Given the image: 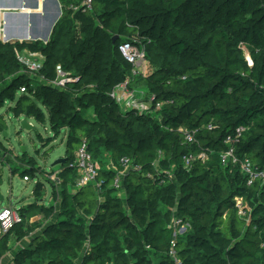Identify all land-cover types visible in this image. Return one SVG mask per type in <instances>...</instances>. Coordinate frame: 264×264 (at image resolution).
<instances>
[{"label": "trees", "instance_id": "16d2710c", "mask_svg": "<svg viewBox=\"0 0 264 264\" xmlns=\"http://www.w3.org/2000/svg\"><path fill=\"white\" fill-rule=\"evenodd\" d=\"M59 2L62 16L47 43L0 41V77L11 78L0 92V109L26 88L10 113L43 123L46 109L54 131H69L67 164L74 165L75 150L86 139L96 161L106 142L115 145L116 161L128 158L140 170L126 177L125 199L114 195L113 177L101 176V203L93 185L68 197L64 227L54 225L33 238V249L19 253L17 260L174 264L169 226L176 215L189 225L175 246L184 264H264V204L259 203L264 184L248 186L239 168L221 164L226 138L242 127L246 131L237 155L264 168V0H96L94 15L74 14L71 0ZM115 36L120 38L113 43ZM137 36L141 44L135 43ZM124 42L143 47L147 63L155 67L146 83L151 103L162 105L156 116L121 114L108 95L132 76V65L119 51ZM241 44L248 47L253 67ZM25 50L46 58L41 71L46 79H55L62 66L95 87L84 88L85 97H78L75 106L67 91L33 87L35 80L16 57V51ZM92 97L101 118L97 130L84 118ZM181 129L194 134V142ZM7 130L0 116V131ZM202 154L209 159L203 161ZM190 157L194 160L186 167ZM237 198L243 199L246 217L239 215ZM19 212L23 222L0 237V258L9 250L10 235L20 236L25 217ZM234 238L230 252L213 248L217 241L229 244Z\"/></svg>", "mask_w": 264, "mask_h": 264}, {"label": "rangeland", "instance_id": "374dc122", "mask_svg": "<svg viewBox=\"0 0 264 264\" xmlns=\"http://www.w3.org/2000/svg\"><path fill=\"white\" fill-rule=\"evenodd\" d=\"M160 19L161 16L158 20ZM75 31L77 34H80L79 28H75ZM134 41L137 44H141V41L143 42L144 40H141V37L137 36L134 38ZM239 48L242 49L245 58L251 57L249 49L245 44H241ZM154 69L153 64H147L135 77H127L124 81L117 84H126V80L129 78L127 89L134 95L135 100L133 110H128L126 103L130 100L129 98H126L122 103H117L111 98L118 106L117 112L131 115L132 118H137V116H156L155 112L148 107L151 95L146 83V80L154 72ZM67 73H69L72 81L68 82L65 91L70 93V101L75 106V103L78 105V97H85L84 88L93 89L95 85L86 84L83 77L70 71ZM35 76L36 80L32 82V85L37 88L41 84H44L43 78L45 77L42 75V72H36ZM10 81V77H0V92L2 89L7 88ZM115 87L108 92L109 96ZM23 94L25 95L26 93L16 95L13 103L7 101L4 107L0 109V116L4 118L8 126L7 131H0V197L4 199V201H0V213L3 209L12 205L21 211L25 217L22 229L19 230L20 236L17 234L10 235L9 250L4 257L0 258V264H21L20 260H17L18 255L19 253L26 252L25 250L27 249H33L31 243L33 238L44 235L54 225L56 227H64L63 223L66 218L62 216V212L65 200L80 191L78 171L66 162L56 164L58 161L67 158L68 129L59 132L54 131L51 128L48 111L42 109L45 121L41 123L36 119H28L29 124L34 127V130H24L22 128L24 115L16 118L13 113H10L15 102L24 97ZM113 101L111 102L113 103ZM94 104L95 99L93 97L88 98L84 118L89 127L97 130L101 118H99L96 105ZM68 111L69 109H66L64 113L67 114ZM95 124H98V126H94ZM111 139H114V136H111ZM85 141L87 140L85 139ZM114 147L115 145L102 142L97 159L102 179L113 177V184L111 185L113 189H115L113 185L118 176H122L124 181L126 179V177L123 178L126 167H123L120 160L116 161L112 156V149ZM25 176H28L29 182L24 181ZM98 183H103V180L99 179L95 184L96 186H94L95 190L99 192V201L101 203L104 198L101 197L102 191L96 189L98 188ZM114 195L125 199V187L118 194ZM259 199V203L261 205L264 204V197L262 195L259 196ZM250 209L253 212L254 207ZM260 209L263 211L264 206L260 207ZM10 230L3 229L0 224V237ZM235 242L236 238L229 244L225 241H217L213 245V248L216 251L230 252L235 247ZM40 263L47 264L48 262L42 258Z\"/></svg>", "mask_w": 264, "mask_h": 264}, {"label": "built area", "instance_id": "2783aa9c", "mask_svg": "<svg viewBox=\"0 0 264 264\" xmlns=\"http://www.w3.org/2000/svg\"><path fill=\"white\" fill-rule=\"evenodd\" d=\"M73 4L70 5V10L73 11L74 14L84 13V14H93L96 5V0H80L79 2H75L76 0H71ZM62 7V6H61ZM62 16V15H61ZM61 18V17H60ZM59 18V19H60ZM58 22V21H57ZM25 41L19 42L24 43ZM33 42V41H31ZM15 43V42H12ZM47 43V42H45ZM119 51L123 58L133 67L132 70V78L135 77L138 73H140L143 67H146L147 60L146 55L143 49H141L138 45L132 42H124L120 45ZM16 57L19 64L23 67L24 73L30 78L36 80L35 73L41 72L45 66V57L40 53H33L28 50L25 51H16ZM250 67L254 66L253 60L251 57L246 58ZM129 77V78H131ZM129 78L126 80V84H119L115 87L110 97L114 99L117 103H122L129 98L130 100L126 103V108L128 110H133L135 100L134 95L130 93L127 89V85L129 82ZM44 84L53 89H57L60 91H65L66 85L68 82H71L72 79L69 77V73L65 72L62 66H57L56 68V77L53 80H47L43 78ZM22 93H27L26 88L21 89ZM150 103L148 105L149 109L157 112L161 109V104ZM208 128L211 130L213 127L209 125ZM182 133L186 135V140L188 142H194V134L187 133L184 129L180 130ZM245 128H238L232 135L228 136L225 140V144L228 146V149L222 154L221 164L225 167H237L240 169L241 174L246 178L247 185L252 186L257 182L264 184V168L257 167L249 158L240 157L237 155V146L241 142L243 134L245 133ZM162 154H159L158 163L160 162ZM203 161L208 160L207 154H202L199 156ZM191 160H194L193 157H190L186 161V167H189ZM120 163L123 167H126L124 177H127L130 170L139 171V168L133 167V161L128 158H123L120 160ZM79 173V187L80 190L84 187H88L90 185L96 186V182H98L100 176V166L99 163L93 158L90 150L88 141H84L78 150L76 151L75 163L72 165ZM24 181L29 182L28 177H24ZM99 184V183H98ZM103 183L98 185L97 190H101ZM113 187L116 191L120 192L122 188H124V179L122 176H118L115 180ZM236 207L238 209L239 215L241 217H246L247 212L243 203L242 198L236 199ZM23 219L20 215V212L14 206H9L5 208L0 213V224L3 229L10 230L15 225L21 224ZM189 225L184 223L181 219L175 215L171 225L169 228L174 230V240L172 242V249L169 252V257L173 260L174 264H184L179 260V255L175 249L178 236L183 235L188 230ZM89 244V242H88ZM88 247V246H87ZM76 264H81L78 261Z\"/></svg>", "mask_w": 264, "mask_h": 264}, {"label": "crops", "instance_id": "0c3cea01", "mask_svg": "<svg viewBox=\"0 0 264 264\" xmlns=\"http://www.w3.org/2000/svg\"><path fill=\"white\" fill-rule=\"evenodd\" d=\"M36 3L37 8L34 7ZM19 4L27 9H18ZM55 11L53 0H0V41H44L48 21ZM26 30L30 35L23 38Z\"/></svg>", "mask_w": 264, "mask_h": 264}, {"label": "water", "instance_id": "95a60500", "mask_svg": "<svg viewBox=\"0 0 264 264\" xmlns=\"http://www.w3.org/2000/svg\"><path fill=\"white\" fill-rule=\"evenodd\" d=\"M53 1L55 2L56 11L53 13V15L50 17V19L48 21V29H47V31H46V33L44 35V41L45 42H48L49 41L50 36L52 34V31H53V28L55 27L58 19L62 15V7L60 6L58 0H53ZM37 6L38 5L36 3L34 7L37 8ZM17 7H18V9H24V10L27 9V7L26 6H22V4H19ZM28 34L29 33L26 30L25 33H24L23 38H27L28 37ZM119 38H120L119 36H115L113 38V43H116L119 40ZM22 128L24 130H26V131H32V130H34V127L31 124H29V122H28V114H25L24 115V119L22 121ZM23 151H25V150H23ZM64 162H66V159H63L61 161H58L56 164L64 163ZM0 201H4V199L2 197H0Z\"/></svg>", "mask_w": 264, "mask_h": 264}, {"label": "bare ground", "instance_id": "6f19581e", "mask_svg": "<svg viewBox=\"0 0 264 264\" xmlns=\"http://www.w3.org/2000/svg\"><path fill=\"white\" fill-rule=\"evenodd\" d=\"M17 10V9H16ZM30 35V34H29Z\"/></svg>", "mask_w": 264, "mask_h": 264}]
</instances>
